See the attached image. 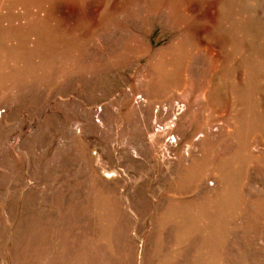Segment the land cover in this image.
Instances as JSON below:
<instances>
[{
  "label": "rangeland",
  "instance_id": "obj_1",
  "mask_svg": "<svg viewBox=\"0 0 264 264\" xmlns=\"http://www.w3.org/2000/svg\"><path fill=\"white\" fill-rule=\"evenodd\" d=\"M0 264H264V0H0Z\"/></svg>",
  "mask_w": 264,
  "mask_h": 264
}]
</instances>
